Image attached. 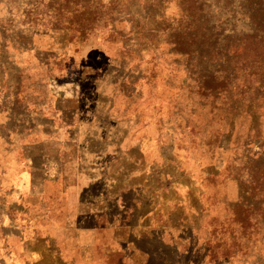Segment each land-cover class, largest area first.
<instances>
[{"label":"rangeland","instance_id":"obj_1","mask_svg":"<svg viewBox=\"0 0 264 264\" xmlns=\"http://www.w3.org/2000/svg\"><path fill=\"white\" fill-rule=\"evenodd\" d=\"M39 1L0 0V264H264V229L230 223L232 150L187 119L183 78L129 65L104 22L70 41Z\"/></svg>","mask_w":264,"mask_h":264},{"label":"trees","instance_id":"obj_2","mask_svg":"<svg viewBox=\"0 0 264 264\" xmlns=\"http://www.w3.org/2000/svg\"><path fill=\"white\" fill-rule=\"evenodd\" d=\"M172 4L177 12L168 14ZM30 6L34 13L48 9L49 25L70 41L88 38L104 22L111 35L124 37L129 65L145 53L170 65L194 109L187 119L199 110L203 115L205 144L232 150L225 170L240 192L230 223L264 229V140L253 150L264 129V0H40ZM209 257L216 259L213 250Z\"/></svg>","mask_w":264,"mask_h":264}]
</instances>
